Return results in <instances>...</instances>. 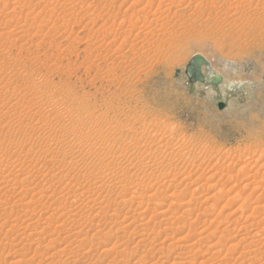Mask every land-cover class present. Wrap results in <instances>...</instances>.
Masks as SVG:
<instances>
[{
	"label": "rangeland",
	"instance_id": "obj_1",
	"mask_svg": "<svg viewBox=\"0 0 264 264\" xmlns=\"http://www.w3.org/2000/svg\"><path fill=\"white\" fill-rule=\"evenodd\" d=\"M145 3L0 0V264H172L190 228L217 227L219 257L264 232V0Z\"/></svg>",
	"mask_w": 264,
	"mask_h": 264
},
{
	"label": "bare ground",
	"instance_id": "obj_2",
	"mask_svg": "<svg viewBox=\"0 0 264 264\" xmlns=\"http://www.w3.org/2000/svg\"><path fill=\"white\" fill-rule=\"evenodd\" d=\"M134 1H136V0H133V2ZM145 1V0H144ZM153 2V0H147V3H149L150 5H151V3ZM138 2V1H137ZM155 2V1H154ZM196 2V1H195ZM124 3V2H123ZM140 3V2H139ZM147 3H145V4H147ZM25 4V3H24ZM23 4V5H24ZM132 4V3H131ZM136 4V3H135ZM148 4V5H149ZM130 5V4H129ZM137 5V4H136ZM31 6V5H30ZM132 6V5H131ZM147 6V5H146ZM148 7V6H147ZM142 8H143V6H142ZM146 8V7H145ZM145 8H143V9H145ZM29 9V8H28ZM135 9V8H134ZM137 10H139V9H137ZM146 10V9H145ZM141 11V10H140ZM147 11V10H146ZM137 14H138V12H136ZM142 13V12H141ZM25 14H27V13H25ZM134 14V13H133ZM136 15V14H135ZM145 15V14H144ZM143 15V16H144ZM27 16V15H26ZM142 16V17H143ZM25 17V16H24ZM33 17V16H32ZM130 17V16H129ZM139 17V16H138ZM138 17H135V19H137ZM145 18H146V15L144 16ZM152 19V18H151ZM140 20H142V19H140L139 18V21ZM150 20V19H149ZM135 21H137V20H135ZM145 21V20H144ZM146 22V21H145ZM129 23H133V22H131V21H129ZM135 23V22H134ZM143 23V22H142ZM134 25V24H133ZM132 24H131V26H133ZM142 25V24H141ZM135 27V26H134ZM132 28V27H131ZM41 30V29H40ZM124 32V31H123ZM125 33H127V32H124L123 34H125ZM129 33V32H128ZM114 34H116V33H114ZM105 36V35H104ZM109 37V36H108ZM109 39V38H108ZM97 40V39H96ZM107 40V39H106ZM110 40V39H109ZM100 41V40H99ZM114 41V40H113ZM113 41H112V43H113ZM103 42V41H102ZM102 42H100V43H102ZM198 43V42H197ZM99 44V43H98ZM95 45H97V44H95ZM102 45V44H101ZM111 46V45H110ZM196 46V45H195ZM199 46H203V44H201V45H199ZM103 47H104V45H103ZM117 47H119V46H117ZM194 47V46H193ZM142 48V47H141ZM196 48V47H195ZM200 47H198L197 49H198V51H199V53H203L204 54V51H203V49L202 48H200ZM202 50V51H201ZM114 51V50H113ZM114 52H116V49H115V51ZM133 54V53H132ZM172 56H169V57H171V58H173L172 59V61L173 62H176L178 59V57H179V55L176 53V51H175V53L173 52V54L172 53H170ZM131 55V54H130ZM206 55V54H205ZM121 57H123V56H121ZM206 58V57H205ZM192 59V58H191ZM190 59V60H191ZM171 60V59H170ZM203 60H205V59H203ZM206 60L207 61H209V63H210V69H212V67L214 68V66L215 67H217V65H216V62H214V61H212V59H211V56H210V60H209V58H206ZM124 63V62H123ZM201 64H206L207 65V63H205V61L204 62H201ZM201 64H199L198 65V68H199V71H200V65ZM107 69V71L108 72H110L111 71V69H112V67L110 68V66L108 65L107 67H106ZM124 68V67H123ZM128 68V67H127ZM208 68V67H207ZM105 69V68H104ZM217 71H218V69H216ZM199 74H200V72H198ZM106 75V74H105ZM107 75H108V73H107ZM214 77H216V76H214ZM216 78H218V77H216ZM219 79V78H218ZM213 81V80H212ZM44 82V81H43ZM42 84V83H41ZM231 87L232 88H235V86L232 84L231 85ZM9 98V97H8ZM50 101V100H49ZM2 103V102H1ZM52 103V102H51ZM78 103V102H77ZM54 106V105H53ZM111 106V105H110ZM7 107H9V106H7ZM55 107V106H54ZM38 108V107H37ZM23 109V108H22ZM35 110V109H34ZM40 110V109H39ZM38 110V111H39ZM79 110V109H78ZM2 111V110H1ZM10 111V110H9ZM8 111V112H9ZM23 111V110H22ZM6 112V111H5ZM14 112V111H13ZM24 112V111H23ZM79 112H81V114L79 115V117H75L74 119H75V122L77 123V124H79L80 122H82L83 121V118H85L86 117V115L85 114H83L82 113V111H79ZM18 113V112H17ZM25 113V112H24ZM85 113V112H84ZM19 114H20V112H19ZM39 114V113H38ZM31 116V115H30ZM57 116V115H56ZM9 117H10V115H9ZM21 117V116H20ZM13 119V118H12ZM17 119V118H16ZM73 119V118H72ZM34 122V121H33ZM35 123V122H34ZM41 124V123H40ZM50 124V123H49ZM23 125V124H22ZM44 126H46V125H44ZM62 128H64V127H62ZM36 129V128H35ZM45 129V128H44ZM52 129V128H51ZM42 130V129H41ZM47 130V129H46ZM48 130H50V129H48ZM54 130V129H53ZM56 130V129H55ZM113 130V129H112ZM114 131V130H113ZM35 132V131H34ZM50 132V131H49ZM57 132V131H56ZM44 133H45V131H44ZM38 134H39V132H38ZM37 134V135H38ZM41 134V133H40ZM53 134V133H52ZM60 134V133H59ZM36 135V134H35ZM44 135V134H43ZM47 135H48V133H47ZM51 135V134H50ZM62 135H64V134H62ZM42 136V135H41ZM46 136V135H45ZM60 136V135H59ZM52 137V136H51ZM56 136H54V137H52V140H53V138H55ZM58 137V136H57ZM86 137V136H85ZM113 137V136H112ZM39 138V137H38ZM49 138V137H48ZM61 138V137H60ZM59 138V139H60ZM40 139H42V138H40ZM56 139V138H55ZM84 139V138H83ZM86 139V138H85ZM104 139V138H103ZM44 140V142L46 141L45 139H43ZM61 141H62V139H60ZM65 140V139H64ZM81 140V139H80ZM49 141V140H48ZM57 141V140H56ZM56 141H54V142H56ZM83 141V140H82ZM134 141V140H133ZM47 142V141H46ZM49 142H51V141H49ZM60 142V141H59ZM63 142V141H62ZM65 142V141H64ZM132 142V141H131ZM131 142H130V144H131ZM35 144V143H34ZM39 144V143H38ZM45 144V143H44ZM44 144H42V145H44ZM60 144V143H59ZM26 145V144H25ZM46 145V144H45ZM80 145H81V143H80ZM79 145V146H80ZM123 145V144H122ZM119 146V145H118ZM117 146V147H118ZM127 146V145H126ZM157 146H159V145H157ZM49 147V146H48ZM160 147V146H159ZM163 147V146H162ZM28 148V147H27ZM134 148V147H133ZM31 149V148H30ZM32 149H33V146H32ZM155 149V148H154ZM26 150H28V149H26ZM35 150H36V148H35ZM157 150V149H156ZM29 151V150H28ZM120 151V150H119ZM125 151V150H124ZM27 152V151H26ZM135 152V151H134ZM29 153V152H28ZM39 153V152H38ZM46 153V152H45ZM24 154H26V153H24ZM42 154V153H41ZM125 154V153H124ZM34 155V154H33ZM113 155V154H112ZM122 155V154H121ZM129 155V154H128ZM43 156V155H42ZM116 156V155H115ZM261 156V155H260ZM107 157V156H106ZM120 157V156H119ZM128 157V156H127ZM124 158V157H123ZM35 159V158H34ZM44 159V158H43ZM50 159V158H49ZM82 159V158H81ZM59 160V159H58ZM61 160H62V158H61ZM54 161V160H53ZM68 161V160H67ZM43 164V163H42ZM52 164V163H51ZM54 164V163H53ZM74 165H76V164H74ZM105 165H107V164H105ZM55 167V166H54ZM72 167V166H71ZM76 167V166H75ZM100 167H102V166H100ZM73 168V167H72ZM4 171V170H3ZM217 171V170H216ZM19 172V171H18ZM12 173V172H11ZM10 173V174H11ZM51 173V172H50ZM211 173V172H210ZM0 174H1V172H0ZM2 175V174H1ZM9 175V174H8ZM193 172H187L186 173V176L187 177H190V178H192L193 176ZM210 175H213L214 176V173H211ZM166 176V175H165ZM185 176V177H186ZM209 178L210 177H212V176H208ZM2 179V178H1ZM2 180H4V179H2ZM173 180V179H172ZM172 180H170L169 181V185H171V182H172ZM196 180H198L197 179V177L195 176L194 178H193V181L192 182H194V181H196ZM88 181V180H87ZM6 182V181H5ZM198 182V181H197ZM223 182H225L226 183V180L225 181H223ZM195 183V182H194ZM205 183V182H204ZM204 183H202V184H204ZM216 183H218L217 181H216ZM215 182L213 183L214 185L216 184ZM248 183V182H247ZM2 184H4V183H2ZM201 184V185H202ZM206 184V183H205ZM213 184H210V185H207L208 187H210V186H212V188L213 187H215V186H213ZM227 184V183H226ZM223 185H224V183H223ZM173 186H175V185H173ZM147 188H149L150 187V185H147L146 186ZM229 187V186H228ZM9 188V187H8ZM34 188V187H33ZM222 188V187H221ZM264 188V187H263ZM20 189V188H19ZM125 189V188H124ZM124 189H119L118 190V193H119V195H121V196H124L125 195V190ZM224 189V188H223ZM24 190V189H23ZM225 190V189H224ZM230 190H231V188H230ZM5 191V190H4ZM217 191V194H219V192L218 191H221V190H218V189H216L215 190V192ZM2 192V191H1ZM6 192V191H5ZM5 192H4V194H5ZM8 192V191H7ZM10 192V191H9ZM215 192L213 193V194H211V196L210 197H212V196H214L215 197ZM223 192V191H222ZM17 193V192H16ZM19 193V192H18ZM22 193H24V192H22ZM34 193H35V191H34ZM8 194V193H7ZM141 193H139V194H135L136 196H138V195H140ZM172 194V193H171ZM175 194V193H174ZM192 194V193H191ZM224 194V193H223ZM20 195H22V194H20ZM26 195V194H25ZM135 195L132 197V198H135ZM234 195V194H233ZM2 196V195H1ZM151 196H154V195H151ZM209 196V195H208ZM207 196V197H208ZM4 197V196H3ZM31 197H32V195H31ZM206 197V198H207ZM209 197V198H210ZM213 197V198H214ZM18 198V197H17ZM132 198H130V199H132ZM205 198V199H206ZM215 198H217V197H215ZM39 199V198H38ZM208 199V198H207ZM206 199V200H207ZM33 200V199H32ZM170 200V199H169ZM189 200H192V199H189ZM1 201H3V200H1ZM125 202H126V200H124ZM129 202H130V200H128ZM38 202V201H37ZM36 202V203H37ZM185 202H187V201H181L180 203L179 202H175V201H170V204H171V206L172 205H174V204H177V203H179V205H178V209L179 208H184V210L182 211V212H189L191 209H195L193 206H188V207H185V206H187V204H188V202L187 203H185ZM190 202V201H189ZM8 202H6V203H4V204H7ZM97 203V202H96ZM99 203V202H98ZM123 203V202H122ZM152 203H154V202H152ZM151 203V204H152ZM163 203V202H162ZM194 203H195V201H194ZM3 204V203H2ZM164 204V203H163ZM148 205H150L149 203H148ZM86 206V205H85ZM170 205H169V207H171ZM200 207V206H199ZM2 208V207H1ZM50 208V207H49ZM85 208V207H84ZM91 209H92V207H90ZM55 209V208H54ZM56 209H57V207H56ZM60 209V206H59V208H58V210ZM88 209H89V207H88ZM177 209V210H178ZM152 210H153V216L154 217H156V218H159L160 219V223H162V224H164V225H167V224H170L171 222H173L171 219H172V217H171V215H168V208H163V205L161 204V203H155V204H153V207H152ZM76 211V210H75ZM204 211H206V209L205 208H201V212H203L204 213ZM90 212V211H89ZM200 212V211H199ZM72 213V212H71ZM51 214V213H50ZM78 214V213H77ZM76 214V216H78ZM71 215H74V214H71ZM28 216V215H27ZM71 217V216H70ZM74 217V216H73ZM72 217V219H75V217L73 218ZM80 217V216H79ZM127 218H130V216H128ZM133 218V217H132ZM25 219V218H24ZM19 221V220H18ZM27 221V220H26ZM15 222H17V221H15ZM24 222V221H23ZM7 223V222H6ZM99 223V222H98ZM231 223L232 224H234V225H237L238 224V221H237V218H233L232 219V221H231ZM11 224V223H10ZM250 224H252V223H249V225ZM13 225V224H12ZM11 225V226H12ZM28 225V224H27ZM96 225H97V223H96ZM10 226V225H9ZM16 226V225H15ZM19 226V225H18ZM21 226V225H20ZM17 227V226H16ZM96 227V226H95ZM101 227V226H100ZM191 227H192V225H191ZM264 227V226H263ZM15 228V227H14ZM18 228V227H17ZM248 228H249V226L246 224H241L240 225V227H238V229L239 230H241V229H244V230H246V233L245 234H242L241 236H240V238L238 239V241L237 242H235L234 241V239H231V235H229L227 238H226V241H228L227 239H229V241H230V245H228V247L225 249L226 251H225V253H224V256L223 257H219L220 256V253H221V251H222V249L221 248H219V245L220 244H222L223 243V241L221 240V236H219V235H217V227H213V228H211V226L209 225V224H207L206 226H203V227H201V228H199V234H202V233H205V235L206 236H208V237H213L214 235H216V237H215V239L214 238H212L211 240H210V242L209 243H202V239H201V237L198 235V231H196V230H192V228H190L189 229V231H188V233L189 234H185L184 236H182L179 240L181 241V245L180 246H174V247H179V248H181L182 250H183V252H179V253H177L178 255H175L176 257V259H178V261H173L172 262V264H194L196 261H197V263L196 264H242V263H245L246 261L245 260H243V256H244V254H246V252L247 251H249V250H251L250 248H253V250H256V251H258V253H261V254H259L260 256L259 257H257L256 255H254L252 258L255 260V262L257 263V261L259 262L260 261V264H264V234H262L263 236L261 237V233L263 232V230H262V232L260 233V231H258V229L256 230H254L253 231V233L252 234H250L247 230H248ZM9 229V228H8ZM7 229V230H8ZM24 229V228H23ZM22 229V230H23ZM97 229V228H96ZM261 229V228H260ZM13 231H14V229H13ZM16 231V230H15ZM21 231V230H20ZM45 231V230H44ZM222 231H229V229L228 228H224ZM221 231V232H222ZM9 232V231H8ZM11 232V231H10ZM19 232V231H18ZM23 232V231H22ZM4 233H6V232H4ZM24 233V232H23ZM53 233V232H52ZM108 233V232H107ZM264 233V232H263ZM143 234V233H142ZM7 235V234H6ZM21 235H24V234H21ZM234 235V234H233ZM232 235V236H233ZM5 236V235H4ZM235 236V235H234ZM238 237V236H237ZM6 238V237H5ZM103 238V237H102ZM105 238V237H104ZM234 238V237H233ZM26 239V238H25ZM13 240V239H12ZM145 241H147V242H149V243H151V240L149 239V238H145L144 239ZM9 241V240H8ZM245 243L244 245H243V247L244 248H246V249H248V250H243L242 251V253H240L238 256H235V257H233V260L232 261H223L224 260V258H226L229 254H230V252L234 249V248H236L237 246H239L240 245V243H243V242ZM10 242V241H9ZM18 242V241H17ZM14 243V242H13ZM107 244V243H106ZM171 244V243H170ZM261 244V246L259 247V245ZM110 246V245H109ZM113 246V245H112ZM170 246H172V245H170ZM202 246H204L205 247V250L206 251H208L210 254L208 255V257H206V258H201V259H196L195 258V256H194V254L196 253V252H199V251H202ZM255 248H254V247ZM174 247H170V249L171 250H173V248ZM256 247H257V249H256ZM111 248V247H110ZM213 248V249H212ZM92 249V248H91ZM102 249V248H101ZM105 249V248H104ZM65 250V249H64ZM109 250H112V249H105L104 250V252H107V251H109ZM120 250H122V249H120ZM16 251H18V250H16ZM60 251V250H59ZM122 251H124V250H122ZM195 253H194V252ZM252 251V250H251ZM15 252V251H14ZM102 252V251H101ZM119 252V251H118ZM250 252V251H249ZM18 253V252H17ZM85 254H84V256H86V257H88L89 255H88V251H85L84 252ZM14 254H16V253H14ZM24 254V253H23ZM75 254V253H74ZM21 255V254H20ZM27 255V254H26ZM15 256H17V255H15ZM15 256H13V257H15ZM23 257L25 256V255H22ZM126 256V255H125ZM19 257V256H18ZM85 257V258H86ZM17 258V257H16ZM29 258V257H28ZM32 258V257H31ZM91 258V257H90ZM115 258V257H114ZM114 258L111 260V261H113L114 260ZM159 258V257H158ZM174 258V257H173ZM174 258V259H175ZM3 259V258H2ZM1 259V260H2ZM127 259H129V258H126V263H127ZM14 261H10L11 263H14V264H21V263H23V261H20L19 259H13ZM26 260H27V257H26ZM89 260H91V259H89ZM162 260V259H161ZM253 260V261H254ZM123 261H125V257H124V260ZM250 261H252V260H250ZM135 262H137V261H135ZM151 262V261H150ZM149 262V263H150ZM153 262V261H152ZM156 262V261H155ZM158 262V261H157ZM161 262V261H160ZM11 263H9V264H11ZM25 263V262H24ZM94 263V262H93ZM97 263V262H96ZM95 263V264H96ZM100 264L101 263H104V261H101V262H99ZM255 263V264H256ZM108 264V263H107ZM133 264V263H132ZM145 264V263H144ZM151 264H156V263H151ZM246 264H253L252 262H247Z\"/></svg>",
	"mask_w": 264,
	"mask_h": 264
},
{
	"label": "water",
	"instance_id": "obj_3",
	"mask_svg": "<svg viewBox=\"0 0 264 264\" xmlns=\"http://www.w3.org/2000/svg\"><path fill=\"white\" fill-rule=\"evenodd\" d=\"M203 59L204 58L199 54L194 55L187 66L188 74L195 72L198 78H202L201 74L198 73L199 72L198 65L201 64V62H204Z\"/></svg>",
	"mask_w": 264,
	"mask_h": 264
}]
</instances>
